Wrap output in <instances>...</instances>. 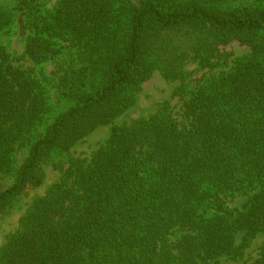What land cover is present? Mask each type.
Segmentation results:
<instances>
[{"label":"trees","instance_id":"trees-1","mask_svg":"<svg viewBox=\"0 0 264 264\" xmlns=\"http://www.w3.org/2000/svg\"><path fill=\"white\" fill-rule=\"evenodd\" d=\"M12 1H0V31L21 11L33 63L54 59L67 41L82 65L63 81L70 104L47 124L45 84L0 43V181L14 176L0 187V219L43 183L44 162L111 127L89 159L65 157L59 179L0 246V264L243 259L264 236V0H59L45 13L35 0ZM231 41L250 51L188 90L185 65L216 68ZM155 71L179 81L181 118L163 102L115 124ZM246 264H264V248Z\"/></svg>","mask_w":264,"mask_h":264},{"label":"rangeland","instance_id":"rangeland-1","mask_svg":"<svg viewBox=\"0 0 264 264\" xmlns=\"http://www.w3.org/2000/svg\"><path fill=\"white\" fill-rule=\"evenodd\" d=\"M1 1V0H0ZM9 7L14 6V1L4 0ZM59 0H35V4L43 13L51 11ZM26 20L21 11H15V15L10 26L0 31V43L4 45L10 55L12 64L21 66L25 69H30L33 75L42 79L48 92V101L50 105L49 117L46 121L48 124L60 111L66 108L71 101L64 94V78L66 75H71L81 65L78 56L77 48L72 46L67 41L59 42L58 55L41 65L33 63L24 53V42L28 35ZM220 53L227 55V61L221 63L213 69L199 70L195 63H187L185 69L186 88L188 90L205 79L208 76L216 75L225 72L232 66L233 60L236 57L243 56L250 51V47L241 44L238 41H231L228 44L222 45L219 48ZM179 81H170L161 76L158 71L153 72L151 77L144 81L137 95V100L133 106L127 109L123 114L116 118L115 124L129 122L132 119L140 116H145L150 112H154L160 104L167 102L172 114L180 119L182 115V102L186 96H179L175 93V89L179 85ZM43 124L42 127H44ZM42 127L39 128L41 131ZM111 125H101L94 129L82 141L73 145L66 155H53L49 160L42 164L44 170V181L41 185L29 188L24 195L16 203V206L9 214H4L0 219V246L5 241L7 235L13 232L18 225V219L26 209L31 200L39 195L44 194L45 189L53 182L57 181L62 174V167L66 164L63 160L67 155L74 157L89 159L93 153L108 137ZM27 148H22L15 153V167L24 159ZM63 161V162H62ZM62 163V166L60 163ZM14 176L12 174L5 176L0 181V187L5 188L12 183ZM238 199L235 200V202ZM173 235L171 238H174ZM264 248V236L256 237L250 247L247 249L244 258L239 260L224 261L222 264H246L250 263L257 257L259 252Z\"/></svg>","mask_w":264,"mask_h":264}]
</instances>
